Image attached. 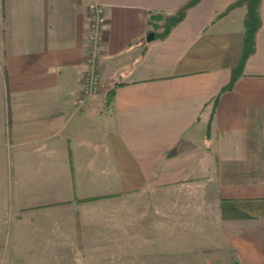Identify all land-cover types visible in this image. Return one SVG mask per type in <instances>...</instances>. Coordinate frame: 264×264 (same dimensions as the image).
Instances as JSON below:
<instances>
[{
    "label": "crops",
    "instance_id": "crops-1",
    "mask_svg": "<svg viewBox=\"0 0 264 264\" xmlns=\"http://www.w3.org/2000/svg\"><path fill=\"white\" fill-rule=\"evenodd\" d=\"M186 1L0 0V154L42 204L27 264H264V0L231 89L245 5L198 0L156 37ZM91 4L101 89L77 109Z\"/></svg>",
    "mask_w": 264,
    "mask_h": 264
},
{
    "label": "rangeland",
    "instance_id": "rangeland-1",
    "mask_svg": "<svg viewBox=\"0 0 264 264\" xmlns=\"http://www.w3.org/2000/svg\"><path fill=\"white\" fill-rule=\"evenodd\" d=\"M2 156L6 159L5 169ZM8 156L0 154V264H27L33 255L37 254L38 260L41 259L42 251L26 249L25 228L33 220L41 224L42 204L32 206L25 200H19L20 195L11 184Z\"/></svg>",
    "mask_w": 264,
    "mask_h": 264
},
{
    "label": "trees",
    "instance_id": "trees-1",
    "mask_svg": "<svg viewBox=\"0 0 264 264\" xmlns=\"http://www.w3.org/2000/svg\"><path fill=\"white\" fill-rule=\"evenodd\" d=\"M197 1L198 0H187L177 9L175 14L165 17L160 25L155 23V21L160 20L162 17L158 14H152L150 17V24L153 26V28L157 29L162 27V30L159 33L155 34L156 37H165L168 34L169 30L182 19L185 10L195 4ZM260 1L261 0H235L227 7L228 10L236 5L244 4L246 7V12L244 17L245 30L240 58L237 65L232 69L230 79L224 89H231L233 83L241 74V70L243 68L245 60L253 51L254 35L260 25V18L258 14V6L260 4ZM110 93L111 91H109V94Z\"/></svg>",
    "mask_w": 264,
    "mask_h": 264
},
{
    "label": "built area",
    "instance_id": "built-area-1",
    "mask_svg": "<svg viewBox=\"0 0 264 264\" xmlns=\"http://www.w3.org/2000/svg\"><path fill=\"white\" fill-rule=\"evenodd\" d=\"M88 19L87 53L80 83L81 91L74 102L77 109L82 108L87 100L101 89V81L97 74V60L101 53L102 27L105 23L103 7L98 4H91L88 7Z\"/></svg>",
    "mask_w": 264,
    "mask_h": 264
},
{
    "label": "water",
    "instance_id": "water-1",
    "mask_svg": "<svg viewBox=\"0 0 264 264\" xmlns=\"http://www.w3.org/2000/svg\"><path fill=\"white\" fill-rule=\"evenodd\" d=\"M153 38V32H150L149 34H148V36H147V40H150V39H152Z\"/></svg>",
    "mask_w": 264,
    "mask_h": 264
}]
</instances>
